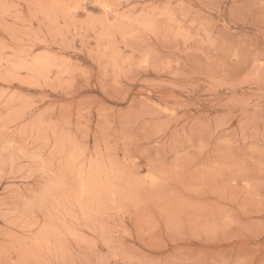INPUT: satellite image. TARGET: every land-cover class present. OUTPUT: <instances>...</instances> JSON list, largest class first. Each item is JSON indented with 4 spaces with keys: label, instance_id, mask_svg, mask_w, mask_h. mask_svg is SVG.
Returning a JSON list of instances; mask_svg holds the SVG:
<instances>
[{
    "label": "rangeland",
    "instance_id": "obj_1",
    "mask_svg": "<svg viewBox=\"0 0 264 264\" xmlns=\"http://www.w3.org/2000/svg\"><path fill=\"white\" fill-rule=\"evenodd\" d=\"M0 264H264V0H0Z\"/></svg>",
    "mask_w": 264,
    "mask_h": 264
}]
</instances>
